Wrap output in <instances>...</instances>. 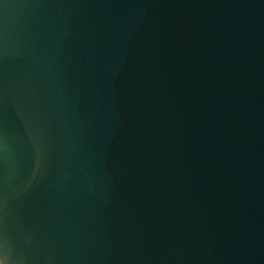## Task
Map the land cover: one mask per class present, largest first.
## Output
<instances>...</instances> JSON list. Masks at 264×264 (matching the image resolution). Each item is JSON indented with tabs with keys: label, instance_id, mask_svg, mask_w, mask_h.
Instances as JSON below:
<instances>
[{
	"label": "water",
	"instance_id": "water-1",
	"mask_svg": "<svg viewBox=\"0 0 264 264\" xmlns=\"http://www.w3.org/2000/svg\"><path fill=\"white\" fill-rule=\"evenodd\" d=\"M0 264H264V0H0Z\"/></svg>",
	"mask_w": 264,
	"mask_h": 264
}]
</instances>
